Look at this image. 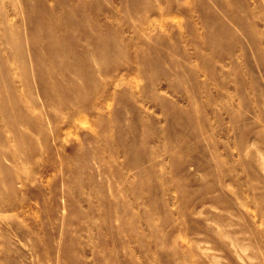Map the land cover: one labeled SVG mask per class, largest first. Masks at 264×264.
Segmentation results:
<instances>
[{"label": "rangeland", "instance_id": "obj_1", "mask_svg": "<svg viewBox=\"0 0 264 264\" xmlns=\"http://www.w3.org/2000/svg\"><path fill=\"white\" fill-rule=\"evenodd\" d=\"M0 264H264V0H0Z\"/></svg>", "mask_w": 264, "mask_h": 264}]
</instances>
